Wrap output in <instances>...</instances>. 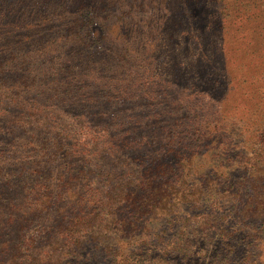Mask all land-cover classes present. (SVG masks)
I'll return each instance as SVG.
<instances>
[{"label":"trees","instance_id":"16d2710c","mask_svg":"<svg viewBox=\"0 0 264 264\" xmlns=\"http://www.w3.org/2000/svg\"><path fill=\"white\" fill-rule=\"evenodd\" d=\"M153 1L0 2V264H195L215 229L226 254L211 264H231L230 214L264 233V0ZM147 9L180 49L202 13L216 34L254 11L249 34L212 52L245 53L244 76L199 57L205 40L166 95L129 35ZM234 125L256 132L237 160Z\"/></svg>","mask_w":264,"mask_h":264},{"label":"rangeland","instance_id":"374dc122","mask_svg":"<svg viewBox=\"0 0 264 264\" xmlns=\"http://www.w3.org/2000/svg\"><path fill=\"white\" fill-rule=\"evenodd\" d=\"M2 1L3 0H0V2ZM148 1L151 2L152 0ZM149 8L153 9L154 7L149 6ZM138 12L140 20L139 22L133 20L132 27L129 30V35L133 37L131 44L133 43L132 45L134 53L135 55L142 54L143 58V55L147 54L148 57L151 58V64L145 62V65L148 67L147 71L151 76L150 82H155L154 85L160 87L161 90H164V92L167 93L166 95H169V90H175L179 86L178 84H180L179 80H176L175 78L171 79L173 75L170 74V72L173 74L175 72H179L183 76H188V83L191 82L193 76L191 75V69H189L191 68L189 67V63L192 60V62L197 61L196 59H194V56L195 54H198L201 44H203L205 40H209L211 42L210 47L212 49L207 52L209 53L207 56H204V54L206 53L205 52L202 54H198L199 57H204L208 65L209 63H214V65L217 66V69L224 68L229 64L234 67L236 74L239 72L237 74L239 78L244 76V70H242L241 67H243L245 62L248 61L246 60L247 56L245 55V53L235 55L234 53L232 54L231 49L227 50L228 55L226 54V52H220L218 54H213L212 52H217L219 50V47H224L230 40L231 42H233V40L237 41L239 39V36L243 37L249 34V32H251V27L254 25V11L252 12L253 17L251 16L248 19V21L250 22H247V20L245 19L246 16L240 13L239 15L237 13L234 14L225 21V24L223 25L224 27L221 28L216 34L207 33L210 30V27L205 28V25H207V20L202 13V19L200 18L199 22L196 24V26L202 30V33L191 28V30L194 31H186L183 34L178 35V38H181L182 41H187L190 38V45H187V49H180L179 47H175V45L173 44L168 45L167 41L170 40V37L169 33L167 32L163 33L162 35H160V33H152V26L150 24H154V20L147 23L152 18V14L150 15L149 9ZM184 22H187V20L185 19ZM134 24H136L137 26ZM140 24L144 26L142 28H139L138 25L140 26ZM149 28L150 31L148 30ZM111 31H114V29L111 28ZM115 38L119 39V37ZM122 40L125 39L123 38ZM37 53L41 54V52ZM22 55L24 54H21L20 57ZM50 58L51 55L49 54L47 56V59ZM178 58L180 61L179 63H177L178 66L175 67V64L173 65V61ZM40 59L41 57H39L38 55L35 56V58L31 59L33 60L32 62H34L32 70H38L40 66H43V61H41ZM46 63H48V61H46ZM178 69H180V71H178ZM148 83L149 82H147V84ZM153 90L157 92L158 89L153 88ZM237 127L238 125H234L231 127L235 131L233 133L234 139L236 138V141H240L239 146H237V149H240L238 157L236 156L237 154H231L235 159L241 157V149L244 153L246 152V150L243 149V147L245 146L244 141L246 140L250 144L254 142V137L256 136L255 127L253 131L251 125L249 126V128L247 126ZM236 168L237 170L241 169L240 166H236ZM229 219L230 220L227 224V228L231 232L228 233L227 238H230L233 244L236 243L235 250L231 253L230 257L231 264H247L248 262L251 263L252 259L256 258V254H260V250H262L264 253V233L255 234L254 230L241 228V225L238 224V219L234 218L231 214ZM174 233L175 229L170 230V236H173ZM198 240L199 243L194 247L196 252L194 253V255H192L193 259H191L190 262L194 261L195 264H211L215 260V257L218 256V254H226V252L224 251L225 248L222 249L223 236L218 233L216 229L208 238L200 236ZM150 248L153 250L155 249L156 253H158L159 255L164 253V250L161 246H157L155 248V246L152 245L150 246Z\"/></svg>","mask_w":264,"mask_h":264}]
</instances>
